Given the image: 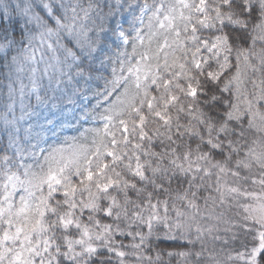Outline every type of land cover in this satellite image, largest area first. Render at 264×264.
<instances>
[{"label": "snow or ice", "instance_id": "obj_1", "mask_svg": "<svg viewBox=\"0 0 264 264\" xmlns=\"http://www.w3.org/2000/svg\"><path fill=\"white\" fill-rule=\"evenodd\" d=\"M173 260L264 264V0H0V264Z\"/></svg>", "mask_w": 264, "mask_h": 264}, {"label": "trees", "instance_id": "obj_2", "mask_svg": "<svg viewBox=\"0 0 264 264\" xmlns=\"http://www.w3.org/2000/svg\"><path fill=\"white\" fill-rule=\"evenodd\" d=\"M68 135H75V133L74 132H69ZM173 247H175V246H173ZM172 264H176L175 260H173Z\"/></svg>", "mask_w": 264, "mask_h": 264}]
</instances>
